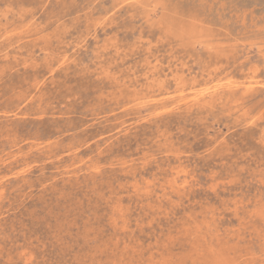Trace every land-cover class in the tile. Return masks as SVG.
Returning a JSON list of instances; mask_svg holds the SVG:
<instances>
[{
	"label": "rangeland",
	"instance_id": "1",
	"mask_svg": "<svg viewBox=\"0 0 264 264\" xmlns=\"http://www.w3.org/2000/svg\"><path fill=\"white\" fill-rule=\"evenodd\" d=\"M0 60V264H264V0H0Z\"/></svg>",
	"mask_w": 264,
	"mask_h": 264
},
{
	"label": "bare ground",
	"instance_id": "2",
	"mask_svg": "<svg viewBox=\"0 0 264 264\" xmlns=\"http://www.w3.org/2000/svg\"><path fill=\"white\" fill-rule=\"evenodd\" d=\"M171 16H168L167 18L169 19ZM167 20V19H166ZM175 21H176V19H175ZM171 22H173V21H171ZM177 22V21H176ZM175 23V22H174ZM115 24V23H114ZM169 24V23H168ZM114 26V25H113ZM172 27H175V26H172ZM182 27V26H181ZM141 29H142V27H141ZM35 31V30H34ZM172 31H173V28H172ZM180 31V30H179ZM175 33V32H174ZM174 36H175V34H174ZM159 40V39H158ZM78 41V40H77ZM83 41V40H82ZM77 43V42H76ZM79 44V43H78ZM4 45V44H3ZM2 45V46H3ZM80 45V44H79ZM1 46V47H2ZM11 46V45H10ZM76 46V45H75ZM8 47V46H7ZM39 48V47H38ZM42 48V47H41ZM60 48H62V47H60ZM73 48V47H72ZM82 48V47H81ZM6 49V48H5ZM4 51V50H3ZM13 51H14V49H13ZM58 51V50H57ZM48 52V51H47ZM53 52H55V51H53ZM18 54V53H17ZM47 54V53H46ZM9 55V54H8ZM7 55V56H8ZM63 54H61V56H62ZM5 56V55H4ZM17 56V55H16ZM18 56H19V54H18ZM44 56V55H43ZM46 56V55H45ZM58 56V55H57ZM2 57V56H1ZM10 57V56H9ZM28 57H29V55H28ZM32 57H34V56H32ZM32 57L30 56V58L32 59ZM56 57V56H55ZM63 57H65V56H63ZM11 58H13V56L11 57ZM14 58H16V57H14ZM47 58V57H46ZM45 58V59H46ZM57 58V57H56ZM39 59V58H38ZM55 59V58H54ZM68 59V58H67ZM74 59V58H73ZM2 60V59H1ZM0 60V61H1ZM7 60V59H6ZM15 60H17V58L15 59ZM36 60V59H35ZM51 61V60H50ZM75 61H77V60H75ZM8 62V61H7ZM14 62V61H13ZM16 62V61H15ZM19 62V61H18ZM28 62V61H27ZM36 62H38V61H36ZM17 63V62H16ZM58 63V62H57ZM6 64V63H5ZM9 64H11V62L9 63ZM15 64V63H14ZM38 66H39V64H37ZM41 65V64H40ZM71 65V64H70ZM59 66V65H58ZM66 66V65H65ZM11 67H12V65H11ZM60 67V66H59ZM45 68V67H44ZM58 68V67H57ZM77 68V67H76ZM35 69V68H34ZM31 70V69H30ZM33 70V69H32ZM36 70V69H35ZM40 70V69H39ZM62 70V69H61ZM66 70V69H65ZM48 71V70H47ZM60 71V70H59ZM39 72V71H38ZM2 74V73H1ZM52 74V73H51ZM62 74V73H61ZM86 74V73H85ZM97 74V73H96ZM37 91H39L38 89H37ZM39 94V93H38ZM41 94V93H40ZM95 111V110H94ZM94 113V112H93ZM99 113V112H98ZM100 114V113H99ZM109 117V116H108ZM142 121V120H141ZM140 122V121H139ZM145 122V121H144ZM109 126H110V124H109ZM110 127H112V126H110ZM210 153V152H209ZM210 156V155H209ZM94 171V170H93ZM95 172H97V171H95ZM23 173V172H22ZM180 174H182V173H180ZM177 176H179V175H177ZM2 190V189H1ZM2 193V192H1ZM143 193H145V192H143ZM254 201V200H253ZM255 209V208H254ZM256 210V209H255ZM259 210V209H258ZM253 212V211H252ZM260 212V211H259ZM258 213V212H257ZM263 218V217H262ZM238 224V223H237ZM206 226V225H205ZM255 226V225H254ZM238 230V229H237ZM264 242V241H263ZM198 249V248H197ZM199 251L201 252V250L199 249ZM215 252V251H214ZM217 253V252H216ZM219 253V252H218ZM200 253L198 252V255H199ZM211 255V254H210ZM215 255V254H214ZM220 255V254H219ZM200 256V255H199ZM217 256V255H216ZM228 256V255H227ZM264 256V255H263ZM201 257V256H200ZM220 258V257H219ZM224 258H226V257H224ZM230 258H232V257H230ZM221 259V258H220ZM220 259H218L219 261H220ZM229 259V258H228ZM212 260V259H211ZM229 260H231V259H229ZM228 260V261H229ZM264 260V259H263ZM210 261V260H209ZM223 262H224V260H222ZM231 262V261H230ZM234 262V261H233ZM254 262V261H253ZM208 263V262H207ZM206 263V264H207ZM210 263V262H209ZM252 263V262H251ZM169 264H170V262H169ZM205 264V263H204ZM212 264V263H211ZM223 264V263H222ZM227 264V263H226ZM231 264V263H230ZM236 264H238V263H236ZM254 264V263H253ZM256 264V263H255ZM262 264H263V262H262Z\"/></svg>",
	"mask_w": 264,
	"mask_h": 264
}]
</instances>
